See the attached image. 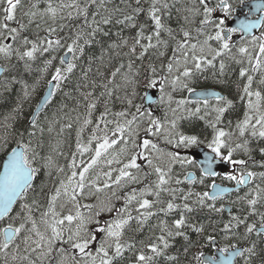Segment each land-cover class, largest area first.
I'll use <instances>...</instances> for the list:
<instances>
[{
	"label": "snow or ice",
	"instance_id": "snow-or-ice-1",
	"mask_svg": "<svg viewBox=\"0 0 264 264\" xmlns=\"http://www.w3.org/2000/svg\"><path fill=\"white\" fill-rule=\"evenodd\" d=\"M234 11L0 0V264H264V18Z\"/></svg>",
	"mask_w": 264,
	"mask_h": 264
},
{
	"label": "water",
	"instance_id": "water-1",
	"mask_svg": "<svg viewBox=\"0 0 264 264\" xmlns=\"http://www.w3.org/2000/svg\"><path fill=\"white\" fill-rule=\"evenodd\" d=\"M257 3H264V0L246 1L244 5H241L236 9L235 15L231 20L227 21L226 26L236 27L239 21L242 19L251 22H255L256 20L261 19L263 11H258L251 7L253 4ZM253 16H255V18H252ZM259 29L260 28L253 29L252 34H255ZM239 35H243V33L237 34V36Z\"/></svg>",
	"mask_w": 264,
	"mask_h": 264
},
{
	"label": "trees",
	"instance_id": "trees-1",
	"mask_svg": "<svg viewBox=\"0 0 264 264\" xmlns=\"http://www.w3.org/2000/svg\"><path fill=\"white\" fill-rule=\"evenodd\" d=\"M245 1H246V0H245ZM229 3H232V4L235 6V8L239 6L238 0H229ZM233 13H234V12H233ZM233 13H232V14H233ZM232 14H231V15H232ZM209 83H210V82H209ZM218 181H219V180H218ZM219 182H220V181H219ZM213 250H214V249H212L211 247L204 249V251H205L206 253H212Z\"/></svg>",
	"mask_w": 264,
	"mask_h": 264
},
{
	"label": "flooded vegetation",
	"instance_id": "flooded-vegetation-1",
	"mask_svg": "<svg viewBox=\"0 0 264 264\" xmlns=\"http://www.w3.org/2000/svg\"><path fill=\"white\" fill-rule=\"evenodd\" d=\"M251 1V0H250ZM234 14V13H233ZM262 14H263V18H264V12H262ZM219 17L220 18H223L224 17V13L223 12H220L219 13ZM254 18H255V16H253ZM262 28H264V26H262ZM262 28H260L259 29V31L256 33V34H254V35H259V33H260V31L262 30Z\"/></svg>",
	"mask_w": 264,
	"mask_h": 264
}]
</instances>
